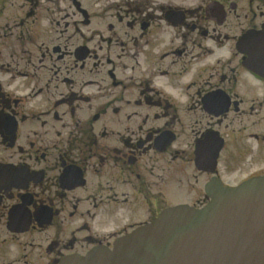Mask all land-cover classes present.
Returning a JSON list of instances; mask_svg holds the SVG:
<instances>
[{
	"label": "flooded vegetation",
	"instance_id": "af4514ba",
	"mask_svg": "<svg viewBox=\"0 0 264 264\" xmlns=\"http://www.w3.org/2000/svg\"><path fill=\"white\" fill-rule=\"evenodd\" d=\"M261 178L264 0H0V264H107Z\"/></svg>",
	"mask_w": 264,
	"mask_h": 264
},
{
	"label": "water",
	"instance_id": "95a60500",
	"mask_svg": "<svg viewBox=\"0 0 264 264\" xmlns=\"http://www.w3.org/2000/svg\"><path fill=\"white\" fill-rule=\"evenodd\" d=\"M222 195L199 209L166 210L118 244L107 264H264V178Z\"/></svg>",
	"mask_w": 264,
	"mask_h": 264
},
{
	"label": "rangeland",
	"instance_id": "374dc122",
	"mask_svg": "<svg viewBox=\"0 0 264 264\" xmlns=\"http://www.w3.org/2000/svg\"><path fill=\"white\" fill-rule=\"evenodd\" d=\"M183 200V198L178 194H169V196L164 200L165 203H174ZM187 200V199H186Z\"/></svg>",
	"mask_w": 264,
	"mask_h": 264
}]
</instances>
